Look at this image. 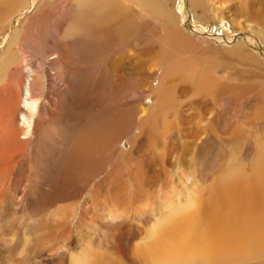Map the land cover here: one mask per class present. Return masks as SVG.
<instances>
[{
  "label": "rangeland",
  "instance_id": "obj_1",
  "mask_svg": "<svg viewBox=\"0 0 264 264\" xmlns=\"http://www.w3.org/2000/svg\"><path fill=\"white\" fill-rule=\"evenodd\" d=\"M253 2L0 0V264H264L258 241L208 257L187 250L228 231L204 235L221 223L201 208H231L228 197L251 185L264 193V1ZM170 32L215 83L164 71ZM51 57L52 83L27 72ZM32 77L65 90L48 108L35 95L23 119ZM263 197H245L239 213L264 214ZM194 212L201 229L189 233L181 220ZM239 213L218 215H229L228 237Z\"/></svg>",
  "mask_w": 264,
  "mask_h": 264
},
{
  "label": "bare ground",
  "instance_id": "obj_2",
  "mask_svg": "<svg viewBox=\"0 0 264 264\" xmlns=\"http://www.w3.org/2000/svg\"><path fill=\"white\" fill-rule=\"evenodd\" d=\"M262 1H264V0H254L253 5L255 6L256 4H259V6H261ZM103 24L104 25L106 24V17L103 20ZM169 42L174 43L177 47H181V45H184V49L185 50L184 51H178L173 46L172 43L167 44V45H165L164 48H167V49L170 50L169 54L167 56H163V59L162 60H158V58L156 60H158L160 62V64L164 67V71L165 72H169L170 74H172L175 77V78H173L175 81L176 80H186V81H190V80H194L195 79L197 82H199V80H200L201 81V84L199 86L200 89L207 88L206 83H215L216 79L213 76L202 75V74L196 75V72L198 71L197 61L194 60V59H186L185 58V55H187L189 53H192V46L191 45H189V44H187L185 42L179 41L178 36H177V34L175 32H170L169 33ZM50 46L51 47H54V48H58L55 43H50ZM193 48H194V52H196V53H199V52L202 51V50H199L198 48H196L194 46H193ZM52 62H53V58L52 57L51 58H48V59L45 60L44 65L42 67H40V68L34 67L32 69L29 68L27 70V72L28 73L29 72L31 73L33 71L36 74L44 73L45 74V79L47 81H49L50 83H52V81H50L51 74L49 72V70H51L50 67H53ZM62 63H63V68L65 70H67V71L70 70V69H74V68L81 69V67L78 66L77 64H74L72 62H69L68 63V61H66L65 59L62 60ZM101 68L105 69V66H102ZM202 71H205V72H207L209 74V72L207 70H205V69L202 70ZM162 75H163L162 73L158 74L159 79L161 78ZM121 80L117 83L118 86L124 85V84H122ZM35 81H36V77H32V80L31 81H28L26 83V85L24 86V92H25L24 93V96H23L24 97V100L26 102H28V99H32L30 102H33L35 104H34V106L30 105L27 108L28 109V115L29 116L27 118H23V119H31V116H33V111L35 110V107L37 105V101L33 99V97L35 95H37L39 97H43L44 96L46 103L43 104L42 108H48V105H50L52 103L53 97L55 95L60 96L64 92V90H65V88H64L63 90L58 91L56 93V88L58 87L56 85V88L52 92H50L48 90V88L49 89L51 88V85L49 83L48 86L46 87L47 88V91H45L44 88L41 85H36V82ZM160 87H162V85H160L158 88H160ZM196 92H197V90H196ZM160 95H161V89L155 90V92H154V99H156V100L159 99ZM160 112H161V110H159L157 108H151L150 115L153 116V117H156L157 115L160 114ZM254 188H256V189L257 188H261V186L259 187V186H256V185H251V186H248L246 188H243L244 191H243V193H241L238 196V198L228 197V203L233 206L231 208H225V209H223L221 207L222 199H221V203L219 201L218 205L215 204V206H213L211 208H208V209L201 208V210H200V208H198L197 213L200 210V212H199L200 215L207 214V213H208V215L209 214H212L213 215V213L215 214V212H216V214H217L216 216L217 217L215 219H217L216 221L218 223H221V224L217 225L216 222H215V220H213V222H211L210 224L208 223L209 225L206 226L207 227V232H205V230H204V232L206 233V234L204 233V235H206V236L209 235L208 236L209 238L211 236L217 237L216 235H214L212 233H208V232L209 231H212L213 233H216V234L219 235L220 233H222L223 231H225L227 229H228V231L225 232V233H223V234H221V236H222L221 238H223V239L219 238V239H221V240L218 239L219 241L215 237L214 238L216 240H213L212 238H210L213 241H210L209 239L196 240V239L192 238V240H190L191 247H189L187 250L188 251L189 250L199 251L202 254H204L205 257L215 256L213 253H221L222 251H231V252L235 253L236 251L239 250V248H241V247H238L237 246L238 244L239 245L241 244L240 243L241 242L240 240H242V242L244 240L245 242H243V243H246V241H247V243L249 241L251 243H253L255 241H258L259 243H262L261 246L264 247V214L263 213L260 214L261 213V211H260V213H259L260 215L254 216V215L250 214V215H248L246 217L244 216L245 218L240 214L241 212H243L245 210V206L243 204L244 203L243 200L245 199V197H246V199L247 198H250L251 200L250 199L249 200L251 201V204L253 203V205H254V201L257 204V200L258 199H256V198L259 197L260 200H261V197L264 196V193H261L259 195L258 194V190H257V193H256L258 195H256V194L254 195L253 193H251V191L253 192L254 190H256ZM259 190H261V189H259ZM215 192H217V191L215 190ZM193 195L194 194H191V193L188 194V196L190 198H192ZM217 195H219V194H217ZM217 195L215 197L217 199H219L218 197L220 195L219 196H217ZM245 195H247L248 197L245 196ZM220 198H221V196H220ZM242 201H243V203H242ZM247 201H246V204H247ZM250 201H249V205H250ZM262 202L263 201H261V203H260L261 205H262ZM258 204H259V201H258ZM262 207H264V206L262 205ZM262 207H261V209H264ZM216 208H218V209H216ZM259 209H260V207H259ZM135 211H138L137 207L135 208ZM248 211H249V209H248ZM263 211L264 210H262V212ZM229 212H232L233 213V218H236L235 216H237L239 212H240L239 215L243 217L242 218L243 219V224L242 225L239 224V226H237V229H234L233 231H231V235H230L231 237H228L229 236V228H228L229 227V224H228L229 221L227 222V220H229V219H227V218H229L228 217L229 215H226L227 218H225L223 216L224 219H227L225 221H226V224L228 225V227L225 226V221L223 222L224 219L221 222L219 220L220 217L218 218V215L228 214ZM197 213L194 212V215L192 217H190L188 219L181 220V222L183 223V225L185 226V228L187 229V231L189 233H190L189 227L194 224L192 221L194 219H197V217L199 215ZM235 214H237V215H235ZM214 216L215 215L212 216L213 219H214ZM240 216H239V218H240ZM203 218L204 217H202V220L205 221ZM206 218H209V217L206 216ZM242 219H240V220H242ZM179 223L180 222H178L175 225V227L176 226L179 227L178 226ZM240 223H242V222H240ZM205 225H206V223H205ZM241 226H243V227H241ZM192 227L193 228L199 227V225L195 226V224H194V226H192ZM200 229L201 228L199 227V230ZM220 229H221V231H220ZM199 230H197V231L199 232ZM242 230H243V232H242ZM201 231H203V230H201ZM199 233H202L203 234V232H199ZM246 235L248 237L250 236V238H248ZM188 237L189 236L186 235L185 238L178 239L177 241H173L170 238H166L165 240L162 241V243H170V244H185L186 243V244H188V240H187ZM198 237H199V235H198ZM208 237H206V238H208ZM241 237H243V238L241 239ZM244 238H248V239H244ZM226 243H229L230 245H234L236 248L235 247H231L229 244L226 245ZM241 246H242V244H241ZM259 246H260V244H259Z\"/></svg>",
  "mask_w": 264,
  "mask_h": 264
},
{
  "label": "crops",
  "instance_id": "obj_3",
  "mask_svg": "<svg viewBox=\"0 0 264 264\" xmlns=\"http://www.w3.org/2000/svg\"><path fill=\"white\" fill-rule=\"evenodd\" d=\"M88 258H91L89 259L90 261L93 259L92 257H90V255H87ZM89 260H84V259H81V260H78V259H73L71 264H87L89 263L90 261Z\"/></svg>",
  "mask_w": 264,
  "mask_h": 264
}]
</instances>
